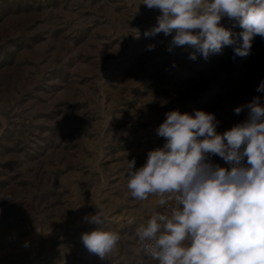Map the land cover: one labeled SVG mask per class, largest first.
Wrapping results in <instances>:
<instances>
[{"label": "rangeland", "instance_id": "374dc122", "mask_svg": "<svg viewBox=\"0 0 264 264\" xmlns=\"http://www.w3.org/2000/svg\"><path fill=\"white\" fill-rule=\"evenodd\" d=\"M143 3L0 0V264H157L135 232L177 204L132 197L127 160L139 168L163 146L156 129L170 111L214 113L223 133L254 97L264 104V38L233 58L243 29L224 17L236 43L191 60L190 47L167 50L175 32L144 35L161 13ZM96 212L120 236L103 259L81 239Z\"/></svg>", "mask_w": 264, "mask_h": 264}, {"label": "clouds", "instance_id": "9594fccd", "mask_svg": "<svg viewBox=\"0 0 264 264\" xmlns=\"http://www.w3.org/2000/svg\"><path fill=\"white\" fill-rule=\"evenodd\" d=\"M159 9L157 25L144 35H172L168 51L190 47L189 59H207L236 43L227 17L243 31L235 57L251 54L254 37L264 38V0H144ZM235 26V25H234ZM149 45L148 50H154ZM264 92V80L256 89ZM247 119L218 133L214 113L173 110L156 129L162 147L147 152L143 166L127 160V187L137 200L158 195L164 207L170 198L177 206L154 211L136 229L137 250L157 264H264V104L254 97ZM243 106L234 109L239 115ZM219 156L228 168L212 162ZM83 221L95 230L82 233L90 253L103 259L120 236L105 230L106 217L88 214ZM143 264V261L138 262Z\"/></svg>", "mask_w": 264, "mask_h": 264}]
</instances>
